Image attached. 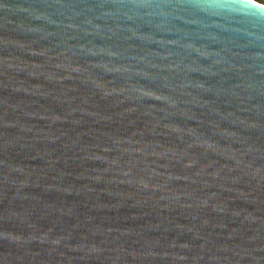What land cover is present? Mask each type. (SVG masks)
<instances>
[{
	"label": "water",
	"instance_id": "water-1",
	"mask_svg": "<svg viewBox=\"0 0 264 264\" xmlns=\"http://www.w3.org/2000/svg\"><path fill=\"white\" fill-rule=\"evenodd\" d=\"M0 264H264V1L0 0Z\"/></svg>",
	"mask_w": 264,
	"mask_h": 264
},
{
	"label": "bare ground",
	"instance_id": "bare-ground-1",
	"mask_svg": "<svg viewBox=\"0 0 264 264\" xmlns=\"http://www.w3.org/2000/svg\"><path fill=\"white\" fill-rule=\"evenodd\" d=\"M264 1V0H263Z\"/></svg>",
	"mask_w": 264,
	"mask_h": 264
}]
</instances>
